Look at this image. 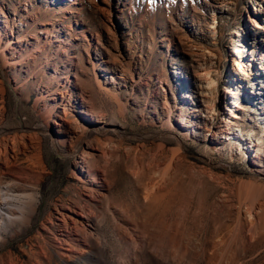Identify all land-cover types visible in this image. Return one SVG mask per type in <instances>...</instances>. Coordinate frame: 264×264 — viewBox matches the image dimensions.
<instances>
[{
	"label": "rangeland",
	"instance_id": "obj_1",
	"mask_svg": "<svg viewBox=\"0 0 264 264\" xmlns=\"http://www.w3.org/2000/svg\"><path fill=\"white\" fill-rule=\"evenodd\" d=\"M0 29V264H264V0H0Z\"/></svg>",
	"mask_w": 264,
	"mask_h": 264
},
{
	"label": "bare ground",
	"instance_id": "obj_2",
	"mask_svg": "<svg viewBox=\"0 0 264 264\" xmlns=\"http://www.w3.org/2000/svg\"><path fill=\"white\" fill-rule=\"evenodd\" d=\"M259 11V10H258ZM252 20V19H251ZM258 28L259 29H263V26L262 25H260V26H258ZM3 35H4V33H3ZM48 35V34H47ZM0 36H1V29H0ZM240 58V60H241V62H240V64H242V60H243V56H240L239 57ZM260 61H262V58L260 59ZM251 64V63H250ZM249 64V65H250ZM245 67V66H244ZM243 67H240L239 68V71H240V73H242V74H245V73H243L244 71H243ZM240 109H242V108H240ZM228 111H231L230 109H228ZM236 118V117H235ZM226 120V119H225ZM56 127H58L59 128V125L56 123ZM239 126H237V125H235L233 122L231 123V124H226V125H224V129H225V134H226V136H231V135H233V132L232 131H239L240 132V134L242 135V133H243V131L242 130H240V128H238ZM57 132H59V130L57 131ZM245 133V135H247V136H249V137H251L252 135H253V131H245L244 132ZM262 134H261V137H260V140L261 141H263L264 140V131H262L261 132ZM17 136H15V138H16ZM15 138L14 137H11V138H8V140L7 141H9L10 143H11V145H12V147H13V150L14 151H16V152H19V151H21V149L17 146V139L15 140ZM248 138V137H247ZM240 141H242L243 140V138H238ZM250 139L251 138H248V139H244L243 141H242V145H247V143H249L250 142ZM246 140L248 141V142H246ZM34 142H33V139H30V141L27 143V144H22V143H20V144H22V147L24 148V149H28V148H30L31 146L33 147V145H35V144H33ZM238 143H240V142H238ZM260 143V142H259ZM258 143V144H259ZM238 146V145H237ZM35 147V146H34ZM254 147H256V153H257V146H254ZM101 155H102V157H104V156H106L105 155V152H101ZM16 156H17V154L15 153L14 154V158H16ZM90 171V170H89ZM89 171H87V172H89ZM99 183V182H98ZM152 187H153V185H152ZM151 187V188H152ZM258 189H256V190H252V192H251V195L252 196H254V195H256V194H258L259 192L257 191ZM2 191H4L3 193H2ZM24 198V197H27L26 196V194L23 192V191H17V190H15V189H13V190H10V189H8V188H5V189H2L1 187H0V213L1 212H3L6 208H7V205L9 204V200L10 199H21V198ZM29 199H31V197L29 198ZM28 203H30V202H26V203H24L23 205H26V204H28Z\"/></svg>",
	"mask_w": 264,
	"mask_h": 264
}]
</instances>
